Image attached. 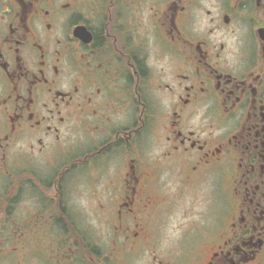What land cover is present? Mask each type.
Here are the masks:
<instances>
[{
  "label": "flooded vegetation",
  "instance_id": "obj_1",
  "mask_svg": "<svg viewBox=\"0 0 264 264\" xmlns=\"http://www.w3.org/2000/svg\"><path fill=\"white\" fill-rule=\"evenodd\" d=\"M33 263L264 264V0H0V264Z\"/></svg>",
  "mask_w": 264,
  "mask_h": 264
},
{
  "label": "rangeland",
  "instance_id": "obj_2",
  "mask_svg": "<svg viewBox=\"0 0 264 264\" xmlns=\"http://www.w3.org/2000/svg\"><path fill=\"white\" fill-rule=\"evenodd\" d=\"M77 209V215L83 220V221H88L87 225L91 228L92 227V235L95 234L94 239L95 241H92L93 245H98V247L100 248V251H102V253H105V255H107L108 250H109V245L108 243H106V241H102L101 237H104V233H103V220H104V215L102 213V209L101 207H76ZM112 207H110L111 209ZM185 207H178L177 211H182L181 209H183ZM180 219L179 218V213L173 217V226H175V222ZM171 225V224H170ZM168 226L167 228H165L163 234L161 235L162 238L160 241H158L157 244H155V249H156V253H157V261H173V259L168 257V252L176 249L180 246V242L179 239L177 238H165V235H169L172 231H173V227ZM98 235V238H97ZM171 235L173 236V234L171 233ZM153 255V254H152ZM151 258L146 257V260H149ZM35 264V263H33Z\"/></svg>",
  "mask_w": 264,
  "mask_h": 264
}]
</instances>
